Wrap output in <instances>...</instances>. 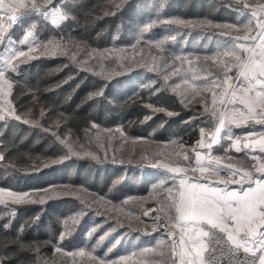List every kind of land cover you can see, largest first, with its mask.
I'll return each instance as SVG.
<instances>
[{"label": "trees", "instance_id": "1", "mask_svg": "<svg viewBox=\"0 0 264 264\" xmlns=\"http://www.w3.org/2000/svg\"><path fill=\"white\" fill-rule=\"evenodd\" d=\"M59 2L54 0L56 6ZM60 4L66 21L55 28L36 17L39 25L35 31L41 41L51 34L62 38L67 52L44 49L17 58L15 71H6L12 83L10 106L20 119L11 113L0 120V187L38 192L56 185L78 186L112 202L145 195L157 181L149 168L79 159L69 153V146L85 143L95 125L120 126L129 136L179 142L192 158L200 129H212L211 115L194 122L193 112L183 107L159 75L134 70L106 81L80 66L77 54L125 45L148 21V36L161 37L163 31L157 30L161 27L150 22L163 17L177 15L210 25L248 28L250 16L232 0H66ZM33 19L22 20L8 34L20 40ZM211 32H204V42L212 38ZM194 34L183 32L175 42L168 34L166 49L172 53L185 48L183 43L191 38L202 40ZM71 49H76L74 58L69 55ZM80 210V203L71 196L23 205L11 216L0 206V226H8L0 228L3 264H50L58 253L55 248L62 243V222ZM88 217L84 215L78 226L89 223L92 236L98 237L104 225H99L97 217ZM78 235L74 233L65 242L83 240Z\"/></svg>", "mask_w": 264, "mask_h": 264}, {"label": "rangeland", "instance_id": "2", "mask_svg": "<svg viewBox=\"0 0 264 264\" xmlns=\"http://www.w3.org/2000/svg\"><path fill=\"white\" fill-rule=\"evenodd\" d=\"M63 1L66 0H61V2ZM232 1L237 3V0ZM61 2H59V6ZM261 2H264V0H247L250 5L249 9H244L240 5L244 13H247L250 19H253L251 9ZM36 17L40 20L43 18L55 28L61 26L67 19L66 14L62 12L60 7L56 12L49 10L47 16L27 17L34 18L32 27L25 29L20 40H14L13 36L8 34L10 28L6 23L5 41L0 44V46H5L2 56L0 55V70H4L5 75L17 58L41 53L44 49H49L53 53L67 52V48H64L67 46L65 40L57 38L53 34L47 37V41H41L35 31L36 25H39L37 23L39 19L35 20ZM4 19L6 21V16ZM45 21L44 23H46ZM175 21L186 23L177 24ZM152 22L154 24L152 26L161 27L157 28V30L163 31L161 37L148 36L150 27L147 32L142 31L149 26L148 21L137 29L134 35L130 36L129 42L125 45L112 46L101 51L90 49L78 53L77 55H80L79 65L106 81L134 70H146L151 74L159 75L162 81L167 83L169 89L180 98L183 107L193 112L194 115L191 119L194 122L203 115H211L213 86L203 87L204 80L205 78L207 80L214 78L223 80L225 74H227L233 77L231 80V83H233L236 69L233 68L231 72H228L225 64V61H230L232 57L222 55V51L233 38H241L235 40L236 43L248 44L249 41L242 38L251 34L252 29L240 27L236 24L214 25L213 23L210 25L201 20L185 19L177 15L163 17L150 23ZM29 31L32 34L28 36L27 42L21 43ZM168 31L171 32L168 33ZM207 31H212L213 36L207 39V42H204V32ZM183 32H195L194 35L202 40L191 38L189 43H183L185 48L182 50L169 52L166 49L168 34L176 37ZM176 40L175 38L173 42ZM29 49H32V51H29ZM20 51L25 52V56H19ZM236 51L238 54L243 55L239 49H236ZM218 53L221 54L218 55ZM69 55L73 58L76 57V49H71ZM5 61H10V64L6 65ZM194 72L200 74L201 79L193 81L191 77ZM185 79L187 83L184 82ZM193 85L196 87L194 88ZM214 90L221 91L219 88ZM8 98L9 96L0 98V105L4 106V116L11 115L8 111V108L11 107L8 104ZM206 107L209 111H205ZM213 119L211 115V123ZM69 148L73 149L74 154H72L79 159H89L96 163L111 162L117 165L147 167L155 174L157 181L147 194L127 197L119 202H112L106 197L99 196L78 186L56 185L38 192H20L2 188L5 194L3 199L0 200V206H4L10 216L17 207L42 203L50 197L71 196L80 203V212L67 217L62 222L63 239H61L62 243L60 242L59 246L62 247L63 251L56 253L50 264H98V259L105 260L108 264L112 260H116L117 264H121L119 261L121 256L128 257V260L123 264H171L170 242L165 237L148 233L149 225L145 220L146 218H144V209L148 203L154 202L161 210L162 202L168 198L166 189L172 186L170 184V174L166 169L184 161L183 154L186 150L183 144L174 141L161 142L149 137L129 136L120 126L102 127L95 125L92 132L87 136L85 143L71 144ZM0 156H2L1 152ZM153 164L159 166L153 167ZM8 191L28 193L29 195L25 198V202L13 203V198L7 195ZM160 212L163 214L162 210ZM86 214H88L89 219L97 217L100 221L99 225H104L98 237L92 236L91 226L87 227L89 223L78 226V223ZM163 216L167 220L164 214ZM74 233L77 236H79L78 234L83 235V240L75 237L74 241L65 242ZM108 237L109 239H106ZM147 237L153 238L148 239ZM117 240H119V243L116 242ZM145 247L152 248L153 251L145 253L142 251ZM81 250L84 251V256L79 255ZM72 254H75V256Z\"/></svg>", "mask_w": 264, "mask_h": 264}, {"label": "snow or ice", "instance_id": "3", "mask_svg": "<svg viewBox=\"0 0 264 264\" xmlns=\"http://www.w3.org/2000/svg\"><path fill=\"white\" fill-rule=\"evenodd\" d=\"M237 3L244 9L250 8L247 0H237ZM59 7L55 5L54 0H0V13H2L0 44L5 41L6 23L8 28H12L28 16H47L49 10L56 12ZM5 16L7 21L4 19ZM251 17L254 19V28L253 19H250L245 27L254 30L255 35L249 34L242 38L250 43H236L235 40L241 38H233L222 51V55L232 57L230 61H225V64L228 72H231L233 68L236 69V83H231L233 77L227 74L223 80L219 78L204 80L203 87L213 86L211 99L213 107L210 111L214 118L212 121L214 131L209 136L204 128L200 129L197 146L201 149L206 148L207 156L196 148L192 149L196 167L191 170L198 171L200 176L185 175L188 169L183 167L166 169L173 176L172 186L166 189L168 198L163 205L169 210H174V215L166 214V217L174 222L171 226L179 230L178 238L176 232L168 233L172 264H264V178H261L264 177V155L252 157L257 162V165H254L256 171L261 174V177H254L248 171L241 173L234 165H222L221 157L212 156L211 153L213 145L222 147L225 153L229 149H234L236 152L244 149L255 150L258 145L259 152L264 154V138H261L257 144H241L240 137L233 136L231 127L234 125L238 128L246 125L249 120L264 125V2L251 9ZM175 23L186 22L175 21ZM149 27H145L142 31L147 32ZM31 34L29 31L21 43H26ZM236 49H239L243 55L238 54ZM18 55L23 57L25 52L20 51ZM5 63L10 64V61ZM11 70L15 71V66H11ZM191 79L199 80L201 75L194 72ZM184 82L187 83V80L185 79ZM193 87L196 86L193 85ZM11 88L12 83L6 78L5 71L0 70V98L10 96ZM215 88L221 91L217 92ZM8 104L10 105V101ZM8 111L14 115L13 108L9 107ZM205 111L209 109L206 107ZM3 113L4 106L0 105V120L5 119ZM14 118L20 119L15 115ZM250 135L252 133L245 134V140ZM206 137H209V140H206ZM222 140H228L231 143L228 147H224ZM69 153H73L72 148H69ZM67 155L68 153L65 154ZM183 158L185 161L191 159L187 151L184 152ZM0 159L3 157L0 156ZM158 166L153 164V167ZM221 170H227L232 176L239 173L240 179L232 181L239 184L238 189L227 187L229 181L213 182L205 175L218 174ZM245 181L248 182L247 187L244 186ZM4 194V189L0 188V200L3 199ZM7 195L13 198V203H21L25 202L29 194L8 191ZM145 215L147 216L148 213ZM152 219L160 223L161 227H169L159 215L153 216ZM7 227V225L0 226L5 230ZM116 242L119 243V240ZM55 251L61 252L63 249L58 245ZM142 251L146 253L153 249L145 247ZM84 254L83 250L79 253L81 256ZM72 255L75 256V254ZM127 260V256L119 257L121 264ZM0 264H3L2 259ZM98 264H108V262L98 259ZM110 264H117V261L112 260Z\"/></svg>", "mask_w": 264, "mask_h": 264}, {"label": "crops", "instance_id": "4", "mask_svg": "<svg viewBox=\"0 0 264 264\" xmlns=\"http://www.w3.org/2000/svg\"><path fill=\"white\" fill-rule=\"evenodd\" d=\"M6 21H7V17H6ZM255 35V32L252 34ZM250 43V42H249ZM5 46H0V55L3 53V48ZM2 56V55H1ZM1 68V66H0ZM236 83V79L234 78L233 80V84ZM221 111L223 109H220ZM233 129V136H239L241 139V144L243 143H253V144H257V142L261 139L264 138V125L262 124H257L252 120H249L247 122L246 125H242L240 127H235L234 125L231 126ZM214 131V125L212 126V129L208 132L209 136L211 134V132ZM248 133H252V135L248 136L247 140H245V134ZM223 136V133H222ZM206 140H209V137L205 138ZM223 144L224 147H228L229 144L231 143L228 140H222L221 142ZM196 150L201 151L203 154H205V156H207V152L208 150L206 148L201 149L198 146H196ZM212 156H219L221 157V164L225 165V164H231L234 165L236 168H238L240 170V172H244V171H248L249 173H251L254 177H261V174L259 172L256 171V168L254 167V165H257V162L254 161L252 159L253 156H261L264 155L262 153L259 152L258 150V145L256 147L255 150L252 149H244L241 152H236L234 149H229V151L227 153L224 152L223 148L218 146V145H213V148L211 150ZM189 165H191V167H189ZM172 167H183V168H187L188 171L185 173V175L188 176H192V177H199L200 173L197 172H193L191 169L195 168V154L193 152L192 158L190 163H188L187 165H174ZM170 168V167H169ZM170 184H172V176L173 174L170 173ZM208 177V180L210 181H225L219 177H217L215 174L209 173V174H205ZM264 178V177H261ZM204 182V181H202ZM178 183V181H177ZM215 186V185H214ZM220 187H224L225 185H219ZM244 186L247 187L248 186V182L245 181ZM227 187L232 188V189H238L239 188V184H234V183H230L227 185ZM167 200V199H166ZM165 200V201H166ZM164 202V201H163ZM162 202V212L163 214L166 216V214L168 215H174V210H169L166 207H164ZM167 218V217H166ZM168 220V219H167ZM171 224H173L174 222L171 220H168ZM178 238V236H177ZM170 242V240H169ZM171 243V242H170ZM170 260H171V264H172V258H171V251H170Z\"/></svg>", "mask_w": 264, "mask_h": 264}, {"label": "built area", "instance_id": "5", "mask_svg": "<svg viewBox=\"0 0 264 264\" xmlns=\"http://www.w3.org/2000/svg\"><path fill=\"white\" fill-rule=\"evenodd\" d=\"M31 16H37V15H31ZM30 17V16H28ZM217 177L225 180V181H229L230 183H232V181L234 180H239L240 179V175L239 173L236 176H232L229 174V172L227 170H221L219 171L218 174H215ZM245 183V182H244ZM237 184V183H234ZM150 208V209H149ZM144 213H148V215L145 217V220L147 221L148 225H149V230L148 233L152 234V235H159L161 237H165L169 240V236L168 233L170 231H174L177 233V236L179 235V230L176 227H172L171 223L165 219V217L163 216V214H161V210L160 207L157 205V203L154 202H150L146 205V208L144 209ZM150 210H155V211H150ZM155 215H159L162 218V221L164 223H167L169 225V227H161L160 223L153 221L152 217ZM241 257H243V253H241ZM249 259H252V257H249Z\"/></svg>", "mask_w": 264, "mask_h": 264}, {"label": "bare ground", "instance_id": "6", "mask_svg": "<svg viewBox=\"0 0 264 264\" xmlns=\"http://www.w3.org/2000/svg\"><path fill=\"white\" fill-rule=\"evenodd\" d=\"M150 209V208H149Z\"/></svg>", "mask_w": 264, "mask_h": 264}]
</instances>
